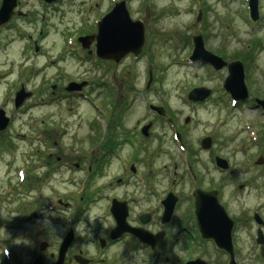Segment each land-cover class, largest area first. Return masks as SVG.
<instances>
[{"label":"rangeland","instance_id":"obj_1","mask_svg":"<svg viewBox=\"0 0 264 264\" xmlns=\"http://www.w3.org/2000/svg\"><path fill=\"white\" fill-rule=\"evenodd\" d=\"M120 1L66 0L46 5L43 0H17L18 6L23 7L21 11L29 13L30 19H11L5 24V30L0 31V109L9 117L6 129L0 132V256L7 259L11 254L4 249L6 241L15 256L24 258L27 255L25 247L28 252L27 239L34 235L37 225L48 231L44 237L53 252V244L62 231L64 220L74 212L66 211L57 200L66 202L65 199L77 198L82 192L77 185L78 174H74L77 180L72 183L68 182V175L61 171L46 177L40 169L43 157L33 156L35 150H51L56 142L57 149L64 154H67L71 144L73 150L88 153L95 146V138L103 133L105 118L114 117L113 107L109 106L113 99L111 89L115 91L119 86H136L141 90L146 85L150 70L151 90L138 94L135 108L127 120L133 124L145 118L148 111L142 102L149 101L166 105L171 113L179 115L180 122L184 117L193 116L194 122L188 132L189 145L197 136L215 132L221 148L230 152L229 160L234 170L229 182L223 181L222 198L227 204V213L235 220L231 234L235 261L237 264H264V253L260 256L255 244L257 228L252 221V214L256 212L264 222V168L253 165L259 155L264 157L259 142L264 128V114L246 105L245 111L234 109L231 103L227 107L208 106L198 112H190L183 104L185 90L198 85L217 88L227 75L225 70L212 72L206 65L189 63L188 57L193 48L191 40L197 35L202 36L206 51L224 61H244V82L249 97L264 99V0H256L259 16L256 22L248 17V0H123L130 19L143 23L142 55L137 59L126 55L115 63L96 59L92 54L86 61H80L81 52L77 50L74 39L72 45L67 44L69 39L82 30L91 32L94 28L91 33L96 34V23L111 10L114 2ZM197 10L201 11L199 22H195ZM40 31L43 50L37 57L28 47L27 37L35 40L40 37ZM63 47L74 55L69 54L58 61L61 54L58 52ZM91 49L95 50L94 47ZM28 70L32 72L28 74ZM23 79L27 81L26 91L31 92L29 98L32 93L36 96L28 102L27 98L21 107L15 109L12 82ZM57 79L59 83L78 82L86 89L87 99L73 98L71 102L45 105L51 85ZM81 80L85 82L79 83ZM93 122L99 125L96 132L91 126ZM56 127L60 134L54 133ZM155 132H163L162 125L157 126ZM47 134L49 139L42 141ZM242 142H245L244 149L238 152ZM155 145L160 148L152 154L151 165L154 172L163 176L171 169L172 162L179 164L182 159L179 152L183 150H176L169 141H151V148L154 149ZM204 158L201 155L202 161H205ZM180 164L182 170H186L183 160ZM196 169L199 170V165L195 166ZM29 170L30 175L42 180L30 190L23 189L28 179V176L25 178L26 171ZM21 171L26 172L24 181L18 179V172ZM114 174L113 168L107 170L105 179H95L85 190L92 200L81 212L82 221L77 233L79 237H84L85 233L88 235L82 244L91 246L87 255L94 252L87 241L92 235L101 234L108 222L109 207L104 198L117 194L110 184ZM200 174L205 175L201 170ZM210 174H215L212 166ZM215 176L221 179L219 174ZM238 184L245 187L237 191ZM74 203L77 206L78 201ZM150 207L133 205L131 213L136 215ZM33 210H38L43 219L39 223L23 225L22 215H28ZM202 251L204 260L199 258L200 261L227 264V260L214 250L205 247ZM194 254L186 250L175 253L169 258L170 264H180L184 257ZM105 256L109 263L151 264L149 255L128 253L121 246L106 252Z\"/></svg>","mask_w":264,"mask_h":264},{"label":"flooded vegetation","instance_id":"obj_2","mask_svg":"<svg viewBox=\"0 0 264 264\" xmlns=\"http://www.w3.org/2000/svg\"><path fill=\"white\" fill-rule=\"evenodd\" d=\"M63 1L66 0H58L55 3L59 4ZM16 5L14 14L11 17L12 21L15 18H22L23 20L30 19L29 13L21 11L23 7H19L17 2ZM5 27V24L0 26V31H4ZM92 31H94V28ZM91 32L90 30H82L73 37L77 50L79 53L81 52L80 61H86L94 54L95 50L91 49L94 47L93 41L89 43L87 49L80 48L81 45L77 41L80 37L93 35L94 33ZM41 35L42 33L40 31V37L35 38V40L30 36L27 37L28 47L33 50L34 56L37 57L40 56L43 50L40 44ZM65 49L66 52L64 51ZM58 53H61L60 58H57V55L55 56L58 61H62L69 54L74 55L66 47H63ZM210 70L212 72H219ZM31 72L32 70H28L27 73L29 74ZM24 80H15L12 82L13 84L11 83L13 94L22 88L27 92L25 88L27 81ZM82 82L85 81H79V83ZM53 83L50 88V96L45 101V105L52 106L66 103V101L71 102L70 100L73 98L87 99L86 89L84 88L72 92L66 90V86L70 83L77 84L78 82L76 81L70 80L59 83L57 79ZM200 88L206 90V94L202 100L189 97L191 90ZM150 90V86H145L141 90L136 86H119V88L115 89L113 101L109 102V106L112 105L113 107L112 116H114V119L105 118L106 123L103 124V133L101 136L99 135V138H95V146L88 153L73 150L71 144V148L67 154H64L59 152L56 142H54L55 144L52 142L54 146L51 150H35L33 156L41 155L43 157L40 169L41 172L46 174V177L61 171V173L65 172L68 175V182L72 183L77 180L74 178V174H78L79 179L77 180V185L80 186L82 192H80L77 198L69 197L65 199L66 202L57 200V203L66 211L74 212L73 214H68L67 220H64V224L61 227L62 231L53 244V252L50 251L51 245L44 237L48 231L44 227L37 225L33 232L34 235L27 239L28 242L26 240L28 252L26 247L25 252L27 255L24 258L15 256L13 248L5 241L4 246L11 254L7 259H3L0 256V264H55L61 242L68 233L71 234V241L65 250L66 254L64 255L63 264H119L118 262L109 263L105 253L120 246L125 251H128V253L149 255L151 264H170V256L185 250L190 252V254H195L184 257L183 262L180 264H186L199 258L204 260L202 249L205 247L221 254L227 260L226 254L220 249L217 250L212 240L203 239L194 214V205L195 195H207L208 193L215 192L214 195L217 197L220 205L224 207L226 213L228 212L227 204L222 198V184L223 181L229 182L234 173L233 165L229 160L230 152H228V149L223 150L221 148L222 145L219 144L215 132L197 136L194 142H190V145L187 144L189 139L188 132L194 122L193 116L184 117L180 122L179 115L171 113L164 104H152L149 101L142 102L148 111L147 116L143 119L141 118V120H136L132 124L127 119L131 115V110L135 108L138 94H146ZM224 91L222 85L217 88H209L202 85L193 86L183 93V104L190 109V112H198L208 106H212L213 108L227 107L231 103L234 109L245 111L246 105L248 108L253 109V111H260L261 114H264V111L256 107V98L248 97L245 101L237 100V102L233 103L231 96ZM35 96V93H32L30 100ZM141 97L143 98V96ZM155 108H161V111L158 112ZM159 125H162L163 132L161 133L155 132V129ZM91 126L96 132V129H98L96 124L93 122ZM53 131L55 134H60L57 127ZM262 131L263 133L259 136V142L262 145H260L262 151H264V128ZM46 137L42 141L49 139L48 134ZM151 141H169L170 144H174L176 150H183L179 152L182 158L179 160V164L178 162H172L171 169L165 171V175L163 176L158 175V172H154L153 166L151 165L152 154L156 153L159 147L156 144L154 149L151 148ZM244 146L245 142H242L238 148V152H242ZM201 155L205 156V161H202ZM218 159L223 161L220 162ZM182 160L186 163V170H182V163L180 164ZM197 165H199V170H194ZM253 165L258 168H264V157L259 155L253 162ZM211 166L215 174L217 173L221 176L220 180L217 179L215 174H210ZM112 168L115 174L110 178V184L117 191V194L106 195L104 200L108 207L112 202H117L125 206V223L127 229L116 237L111 238V231L116 224L114 217L109 213L108 217L106 216L108 222L101 230V234L96 236L94 234L87 241L88 245H92L94 249L93 255H87V251L91 246L82 244L87 240L88 235L85 233L84 237H79L77 233L78 225L82 221L81 212H84L85 207L92 200L91 195H87L85 190L93 184L95 179H105L106 171ZM25 169L27 170V167ZM200 170L203 171L204 176L200 174ZM26 172L27 175H25V178L28 176V179L23 189L27 188L30 190L32 186H37L42 180L30 175V170ZM26 172L21 171L18 179L24 181V174ZM244 187V184H238L236 185V190L240 191ZM76 200L78 201L77 206L74 203ZM133 205H150L151 207L133 215L131 213V207ZM31 212H35L36 218L28 220ZM31 212L28 215H22L21 222H23V225L39 223L43 219L38 210ZM233 221L232 234L235 227V220ZM24 239L25 236H23L22 240ZM76 241L78 245L75 246Z\"/></svg>","mask_w":264,"mask_h":264},{"label":"water","instance_id":"obj_3","mask_svg":"<svg viewBox=\"0 0 264 264\" xmlns=\"http://www.w3.org/2000/svg\"><path fill=\"white\" fill-rule=\"evenodd\" d=\"M57 0H44L49 4L56 2ZM16 0H2L0 5V25L6 23L15 7ZM249 19L253 22L258 19L257 3L256 0H248ZM201 13L198 12L196 22H199ZM95 40V54L99 59L106 61L119 62L124 56L132 54L134 58L138 57L144 46V28L140 21H131L128 12L125 7V2L121 1L115 4L112 11L105 15L104 18L97 24V33L90 37L82 38L79 41L83 48H87L89 43ZM203 39L200 35L192 38L193 49L189 58V62L200 65H208L214 70L218 71L223 68L227 70V76L223 82V88L227 92L232 100L243 101L247 99V89L244 84V71L243 65L239 61L226 63L222 58L211 54L204 49ZM148 72V83L150 85L151 75ZM205 89H194L190 92L189 97L193 99L202 100L205 96ZM29 94H24L22 90L18 91L14 100V107L18 108L23 100ZM256 107L264 110V100H255ZM158 112L161 109L155 108ZM9 122V119L5 116L4 112L0 110V131L5 130ZM264 142V138H263ZM222 162L223 160L218 159ZM225 168V167H223ZM215 192L201 195H195V217L197 225L201 231L202 237L211 239L215 246L220 250H223L229 255L228 264H236L234 261V255L231 244V230L233 222L227 217L223 208L218 205V201ZM110 213L114 217L116 226L111 231V238L116 237L120 233L126 231V209L125 206L117 202H112L110 207ZM34 214L29 217L33 218ZM253 219L257 225H263L258 215H254ZM134 233V232H133ZM136 234V233H135ZM256 234V244L259 245V252L262 256L264 253V237L260 229ZM71 234L62 241L58 258L55 264H62L65 250L70 244ZM187 264H205L199 260L190 262Z\"/></svg>","mask_w":264,"mask_h":264},{"label":"trees","instance_id":"obj_4","mask_svg":"<svg viewBox=\"0 0 264 264\" xmlns=\"http://www.w3.org/2000/svg\"><path fill=\"white\" fill-rule=\"evenodd\" d=\"M245 63V62H244Z\"/></svg>","mask_w":264,"mask_h":264}]
</instances>
